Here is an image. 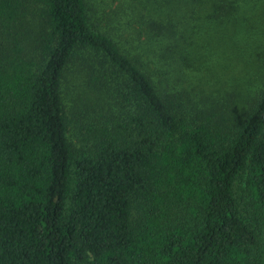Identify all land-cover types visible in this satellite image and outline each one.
I'll return each mask as SVG.
<instances>
[{"label":"trees","instance_id":"trees-1","mask_svg":"<svg viewBox=\"0 0 264 264\" xmlns=\"http://www.w3.org/2000/svg\"><path fill=\"white\" fill-rule=\"evenodd\" d=\"M0 264H264V0H0Z\"/></svg>","mask_w":264,"mask_h":264},{"label":"rangeland","instance_id":"rangeland-1","mask_svg":"<svg viewBox=\"0 0 264 264\" xmlns=\"http://www.w3.org/2000/svg\"><path fill=\"white\" fill-rule=\"evenodd\" d=\"M68 84L69 85H67V87L64 89V99L67 103V106L70 108L74 107L76 105V102H77V104L79 105L77 108H80V106H82V104L79 103L78 99H79V94L82 93V91H81L82 89L78 88L79 86H77L78 85L77 83H72L70 81ZM72 84H75L76 87L72 86ZM71 130H73L72 132L77 131L74 124L71 126Z\"/></svg>","mask_w":264,"mask_h":264}]
</instances>
